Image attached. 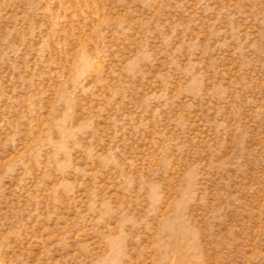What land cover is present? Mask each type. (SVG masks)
<instances>
[{
    "label": "rangeland",
    "instance_id": "374dc122",
    "mask_svg": "<svg viewBox=\"0 0 264 264\" xmlns=\"http://www.w3.org/2000/svg\"><path fill=\"white\" fill-rule=\"evenodd\" d=\"M0 264H264V0H0Z\"/></svg>",
    "mask_w": 264,
    "mask_h": 264
}]
</instances>
